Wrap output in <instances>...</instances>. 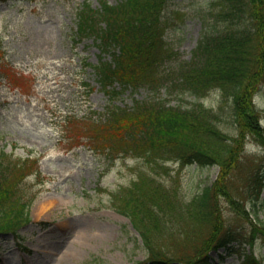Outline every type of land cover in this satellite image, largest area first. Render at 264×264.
I'll return each mask as SVG.
<instances>
[{
    "label": "rangeland",
    "instance_id": "374dc122",
    "mask_svg": "<svg viewBox=\"0 0 264 264\" xmlns=\"http://www.w3.org/2000/svg\"><path fill=\"white\" fill-rule=\"evenodd\" d=\"M219 1L168 0L157 26L162 52H170L160 65L164 79L158 78L153 91L146 86H116L119 92L109 97L92 68L100 55L95 38L76 34L78 7L83 2L97 7L98 0H0V150L12 158L35 157L40 170L23 184L32 198V220L15 235H0V264H154L130 218L112 202L119 188L129 185L139 171L151 173V167L131 154L107 153L104 144L93 148L90 120L67 124L65 113L103 118L107 106L129 109L135 100L152 96L181 107L202 103L220 115L215 125L224 137L222 147L236 144L239 133L230 123V101L219 87L194 96L169 84L174 69L190 57L204 21L211 19ZM252 100L264 125V80ZM263 161L264 147L244 135L226 187L240 207L250 211V218L264 223V187L255 204L248 190ZM162 162L156 178L175 204L162 212L153 246L173 258L171 264H182L179 258L195 256L210 230V222L191 216L186 206L215 181L220 165L174 157ZM215 206L224 227L240 228L248 236V218L237 214L225 196L218 195ZM249 251L264 264V237L255 238L251 247L243 242L234 243L228 253L211 251L210 261L244 264Z\"/></svg>",
    "mask_w": 264,
    "mask_h": 264
},
{
    "label": "trees",
    "instance_id": "16d2710c",
    "mask_svg": "<svg viewBox=\"0 0 264 264\" xmlns=\"http://www.w3.org/2000/svg\"><path fill=\"white\" fill-rule=\"evenodd\" d=\"M167 1L118 0L111 4L98 0L97 7L87 2L78 7L76 34L95 38L100 55L92 67L100 88L109 97L118 93L116 86L121 89L146 86L153 91L158 78L164 79L160 65L170 57V52H162L157 26ZM219 2L211 19L204 21L190 57L174 69L169 84L194 96H200L210 87H219L223 97L230 101V123L239 133L234 138L236 144L222 147L224 137L215 125L220 115L202 103L181 107L154 101L152 96L135 100L129 109L107 106L103 118L65 113L67 124H87L90 120L93 148L104 144L102 150L107 153L131 154L151 167V173L139 171L129 185L119 188L112 195V202L130 218L154 264H171L173 259L164 257L166 254L159 252L161 248L158 251L153 246L154 232L161 227V214L175 204L155 174L158 167L163 168L162 161L171 157L220 165L215 181L205 185L186 206L188 214L210 222V230L200 241L195 256L179 258L182 264H211V251L221 248L228 253L234 243L252 245L256 237H264V223L250 218V211L240 207L238 199L226 187V177L238 162L241 138L249 134L264 147V126L252 100L264 80V0ZM107 53L109 59L104 58ZM10 76L18 79L14 72ZM19 76L23 78L22 73ZM11 156L0 150V235H15L30 222L32 198L23 184L31 173L40 174L37 158ZM250 182L249 198L255 204L264 186V161ZM218 195L225 196L237 214L248 218L251 227L247 237L240 228L224 227L215 206ZM245 257L246 264H261L251 252Z\"/></svg>",
    "mask_w": 264,
    "mask_h": 264
}]
</instances>
